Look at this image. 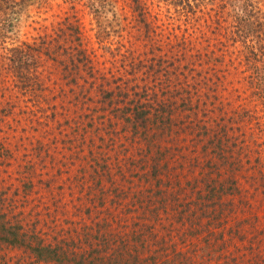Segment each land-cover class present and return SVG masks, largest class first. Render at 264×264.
<instances>
[{
    "label": "rangeland",
    "instance_id": "obj_1",
    "mask_svg": "<svg viewBox=\"0 0 264 264\" xmlns=\"http://www.w3.org/2000/svg\"><path fill=\"white\" fill-rule=\"evenodd\" d=\"M216 1L199 4L227 13L223 45L241 52L219 69L201 53L192 61L202 70L177 39L181 6L0 0V214L35 234L32 246L56 248L112 221L128 236L151 228L133 244L165 249L154 264H264V31L249 34L263 47L257 59L243 29L264 28V0ZM249 1L253 18L241 10ZM17 49L37 54L32 71L14 69ZM5 235L0 264H56Z\"/></svg>",
    "mask_w": 264,
    "mask_h": 264
},
{
    "label": "trees",
    "instance_id": "obj_2",
    "mask_svg": "<svg viewBox=\"0 0 264 264\" xmlns=\"http://www.w3.org/2000/svg\"><path fill=\"white\" fill-rule=\"evenodd\" d=\"M167 2L171 6H181V10H179L178 14L181 16V18H178V20L182 19V17L187 18L185 20L186 28L182 29L179 28V32L177 34V39L183 40V44H185V50L183 53L184 60L188 61L189 67H200L202 70L205 69V65H195L193 63V59L199 57L202 54H206L205 57H208L210 61L214 63L216 68H220L221 65H224V62L227 59H230V64L232 63V66L237 65V56L241 51H239L237 48H235L232 44H225L223 45L226 40L229 38V33H225L230 31V26L224 27L223 18L227 14L226 12L222 11H216L215 12H206V8L204 7V4H199L201 0H162ZM213 1V0H212ZM230 1L232 0H219L216 1L213 6H218L224 4V6L230 5ZM251 5V2L249 1L247 5L244 6V8H241L243 13H245V16H250L253 18L256 15V12H252L249 10V6ZM205 15H210L208 17L207 23L204 27L202 26H194L195 22L201 21ZM198 16L199 19L194 20L192 22L191 17ZM225 22L228 20L225 19ZM249 20H246L248 22ZM214 24L217 26L212 27L209 26L210 24ZM245 35H248L250 42H252L251 45L248 46L249 52L253 55L248 54L249 56L256 57L257 59L259 57L258 50L261 52L263 47L260 46L261 44H258L256 42V38L253 35H249L251 32L253 34L257 33L260 29L264 31L263 25L260 23L255 28L252 29L248 28L245 29ZM252 29V30H251ZM251 30V31H250ZM235 39L232 41L234 42ZM188 44V45H187ZM260 46V47H259ZM175 50V47L173 48V51ZM239 51V52H238ZM178 52L182 53V51L178 50ZM178 55V53H177ZM29 60H31L33 63H36L38 61L37 54L28 52L24 49H17L14 51V57L11 58L12 66L14 69L22 68L24 67L23 64L26 66V69L28 71H32V67L29 68L28 63ZM235 64H234V63ZM195 65V66H194ZM21 71V70H20ZM23 71V70H22ZM30 73V72H29ZM24 77L27 76L24 72ZM212 76L217 77V73L213 74ZM208 79V78H207ZM188 90H191V88L188 87ZM194 98L193 96H191ZM190 107V106H188ZM157 108L156 110H158ZM154 110V111H156ZM164 110V107H163ZM160 111V110H159ZM170 111V109H169ZM153 113L151 110H144L142 113H139V118L144 120V124L146 127H148V124L150 121L153 120ZM129 119V118H128ZM131 121V118L129 119ZM174 123L168 124V130H172ZM221 142V143H220ZM220 145H217V148H220L223 150V152H226V146L225 144L220 141ZM240 149L243 153H246L248 150L245 148H242L240 146ZM239 151V149H238ZM237 151V153H238ZM237 156L240 157L241 163L242 158L240 154H237ZM183 157V156H182ZM224 157V156H223ZM238 165V164H237ZM237 172H242L239 170H236ZM116 189L115 191H118ZM125 191H119L117 193V197H123L126 196ZM135 202L134 204H142V201L140 197L136 194L135 196ZM117 220L118 218L115 217ZM13 221L10 219L9 216L5 214H0V229L7 235L1 236V239L3 241H12V243H16L18 238L22 235V238L26 237L30 240L25 239L22 243H25L30 246L29 249H31L32 255H35L37 260H45V261H53L56 264H69V261L67 262L65 259H68V255L72 254L73 257H76L77 255L81 258L80 264H154L156 260L160 257H162L164 250H152L149 251V254L146 255L144 253H141L139 251L135 250V245L133 244V238L135 237V233L142 232V234H145L146 229H151L150 227L145 228V226L142 228L136 227L135 231L132 230V236H128L130 233L129 230H123L120 232L118 231L115 233V230L118 228L116 225V228L113 229V225H111L112 221H107V224L102 227V231L100 234L94 233L93 231H87L86 234L81 237L78 241H76V237H79V234H77L75 237H73L70 242H67L68 249H66L65 245L59 243L58 247L52 248V246L45 245L42 239H39V242H37L36 247L32 245V241L37 240L38 238L35 236V234L29 236L28 230L21 224L15 225L12 224ZM122 223V221H120ZM136 224V223H135ZM13 236V239H10L9 235ZM127 234V235H126ZM56 236L55 239L58 238V233H55ZM32 243V244H31ZM36 249V250H35ZM45 250V251H42ZM116 261V262H114Z\"/></svg>",
    "mask_w": 264,
    "mask_h": 264
}]
</instances>
